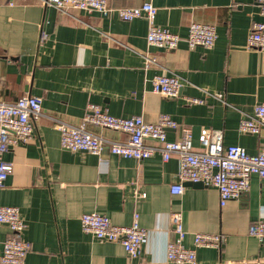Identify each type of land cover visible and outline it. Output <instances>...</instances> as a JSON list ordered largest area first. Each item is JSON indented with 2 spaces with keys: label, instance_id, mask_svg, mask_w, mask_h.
Listing matches in <instances>:
<instances>
[{
  "label": "crops",
  "instance_id": "crops-1",
  "mask_svg": "<svg viewBox=\"0 0 264 264\" xmlns=\"http://www.w3.org/2000/svg\"><path fill=\"white\" fill-rule=\"evenodd\" d=\"M113 7H158L156 23L186 38L192 22L215 24L218 38L211 49H175L147 42L149 22L130 21L98 12L63 13L42 0H0V101L14 102L27 94L43 98L37 135L13 146L4 158L13 170L0 188L1 206H18L27 223L31 250L25 264H173L167 244L177 238L171 220L182 215L194 245L197 232L220 234L221 247L197 248L195 264L264 263V239L250 235L253 221L264 219V180L256 174L239 198L220 205L218 190L179 182L178 157L165 161L156 151L137 161L111 154L64 149L62 122L79 125L90 102L115 116H143L156 122L169 114L178 122L167 129L170 141L182 128L193 134V149H204L203 131L220 129L225 145H239L257 154L264 147L259 133L241 132V118L264 101V51L247 46L255 21H264L257 0H108ZM147 57L156 64L147 65ZM176 72L183 85L178 97L153 91L156 74ZM221 95V97H217ZM187 97L202 98L191 103ZM105 139L126 141L124 132L89 124ZM146 144L159 142L146 138ZM145 194V197L141 196ZM98 211L115 224L131 225L135 213L149 230L139 258H131L116 242L96 240L81 227V215ZM11 231L0 223V249Z\"/></svg>",
  "mask_w": 264,
  "mask_h": 264
},
{
  "label": "built area",
  "instance_id": "built-area-1",
  "mask_svg": "<svg viewBox=\"0 0 264 264\" xmlns=\"http://www.w3.org/2000/svg\"><path fill=\"white\" fill-rule=\"evenodd\" d=\"M260 14L264 17V0H257ZM45 6H52L63 13L72 11L98 12L103 16H118L130 21L138 17L148 20L147 42L161 48L175 49L186 41L190 49L203 47L211 49L218 38L217 26L210 23L192 22L188 35L183 38L168 27L156 23L158 7L152 2L139 6L113 7L108 0H42ZM247 46L264 51V21H255L248 34ZM155 58L147 57V65L156 64ZM182 76L176 72L156 74L152 79L153 91L167 97H178L183 85ZM221 97V95L217 96ZM191 103H203L197 97H187ZM43 98L27 94L14 102L0 101V188L6 183L13 170V164L4 155L13 146L27 144L37 135L36 121L42 114ZM110 128L128 135L126 141L105 139L89 131L87 126ZM264 125V101L254 106L252 113L241 118L239 130L257 134ZM178 122L169 114H161L156 122H149L143 116H115L100 104L90 102L87 114L79 125L57 124L60 144L64 149L83 151L100 155L105 146L111 154L139 161L152 156L156 151L168 161L173 154L178 157L179 182L171 186V192L178 194L185 189L186 182H202L218 190L220 205L239 198L250 188V179L256 174L264 180V147L257 154L249 153L239 145H225L220 129L206 128L203 131L204 149H193V134L189 127L182 128L179 140L170 141L167 129L176 128ZM146 138L159 142L153 146L145 143ZM141 196L145 197V194ZM171 220L177 234L175 241L167 244L166 258L173 264H195L197 248L202 246L221 247L220 234L195 233L194 245L184 244L187 234L182 215L173 213ZM0 223L10 228V235L0 249V264H25L31 250V243L25 238L27 223L18 206L0 205ZM81 227L96 240L121 244L131 258H139L149 239V230L139 224V214L135 213L131 225L115 224L111 218L98 211L81 215ZM249 233L262 241L264 239V219L251 223Z\"/></svg>",
  "mask_w": 264,
  "mask_h": 264
},
{
  "label": "water",
  "instance_id": "water-1",
  "mask_svg": "<svg viewBox=\"0 0 264 264\" xmlns=\"http://www.w3.org/2000/svg\"><path fill=\"white\" fill-rule=\"evenodd\" d=\"M188 184H195V185H203V183L202 182H187ZM247 264H264V263H247Z\"/></svg>",
  "mask_w": 264,
  "mask_h": 264
}]
</instances>
